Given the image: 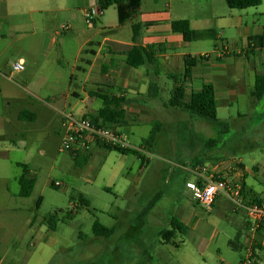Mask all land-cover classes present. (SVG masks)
<instances>
[{
	"label": "rangeland",
	"instance_id": "rangeland-1",
	"mask_svg": "<svg viewBox=\"0 0 264 264\" xmlns=\"http://www.w3.org/2000/svg\"><path fill=\"white\" fill-rule=\"evenodd\" d=\"M84 8L97 9L98 0H0V29L7 31L5 39L9 45L1 67L9 79L3 97L11 103L4 109L0 106V116L5 114L0 119L2 263L240 264L248 250L235 249L230 242L242 232L240 243L244 246L248 219L235 207V212H227L224 200L210 210L201 205L198 192L192 189L196 175L191 165L201 159L210 166L219 161L228 165L235 160L244 162L251 170L261 165L259 174L264 168V100L251 102L250 97L240 95L238 101L218 102V119L227 121V128L202 124L187 114H166L152 123L122 128L124 141L130 148L139 150L141 157L95 145L79 152L78 159L71 153L61 152L66 128L59 111L50 108L42 111L40 119L29 129H32L30 134L22 135L13 129L10 121L17 119L24 97L14 96L11 86H24L26 73L36 77L40 62L46 69L39 71V75H50L57 87H63L65 82L69 86L71 82L73 89L79 86L81 78H73V82L70 78L77 50L87 35L88 26L80 12ZM140 13L168 17L172 21L189 20L202 29L216 28L222 40L196 41L180 50L185 57H207L206 67L214 68V72L224 69L217 64L232 60H220L222 54H232L233 58L248 35L264 33V0L259 7L244 10L230 9L225 0H142ZM95 22L92 27L100 30L117 26V8L104 11ZM131 33L128 26L118 37L126 39ZM257 53L264 70V51ZM21 57L27 62V71L11 77L13 66ZM256 66L259 68L258 63ZM183 71L176 70L174 74L182 75ZM161 80V98L168 102L175 81L168 75H163ZM216 90L218 94L220 88ZM242 93H248V88ZM148 97L142 98L141 105H145ZM149 111L165 115L159 109ZM175 111L168 108L167 113ZM24 121L26 125L30 123V120ZM157 122L163 124V130L152 146L146 144L143 148L144 140L149 138ZM209 138L218 141L214 150L205 146L204 141ZM215 156L222 158L213 164L215 160L210 158ZM18 163L27 165L30 177L36 180L28 198L18 196V180L23 174ZM239 175L244 177L243 169ZM51 183L58 188H53ZM260 188L264 191V184ZM80 195L88 200L89 206L81 203ZM56 213L57 230L51 231L41 223ZM184 214L190 216V233L178 236L176 242H183L179 248L164 244L159 233L169 228L171 218L182 220ZM96 221L114 229L112 237H96L93 232ZM261 235L264 237V231ZM247 237L250 241V236Z\"/></svg>",
	"mask_w": 264,
	"mask_h": 264
},
{
	"label": "crops",
	"instance_id": "crops-1",
	"mask_svg": "<svg viewBox=\"0 0 264 264\" xmlns=\"http://www.w3.org/2000/svg\"><path fill=\"white\" fill-rule=\"evenodd\" d=\"M87 9L89 8L80 10V12L82 11L83 17L84 12ZM140 10L133 21H130L123 26H121L119 23L117 26H107L108 28L100 30L98 28L92 27L96 25V22H94L92 25H87L85 22V24L88 26V29L86 31L87 35L86 38L83 39V41L80 43L77 50L78 55L76 58V64L73 68V73L71 74L70 78L72 82L73 78H81L80 84L76 89L71 88V82L70 86L67 85V82H65V85L59 88L55 85L56 80H50V75H39V71H43L46 69V66H44L43 62H40V65H38L37 67L38 72L36 73V77H29L26 73L24 86H11V90L14 96L18 97V99L19 97H24V104L17 116V119L15 121H10V123H13V129H15L16 132H20L22 135L30 134V132H32V129H29L37 123V121L42 116V111L45 108L58 110L63 122L64 115L68 113H72L78 117L93 118L103 107L104 103L103 99L96 96L97 93L113 94L126 100V103L123 106L126 113V124L120 127L119 130L122 136V128L132 127L134 124L138 123L141 125L150 122L152 123L156 118H165L167 116L166 114L174 116L186 114L182 111L180 112L179 110H176L175 113H167L168 107H166L165 104L170 100L168 102H165L164 100H162V98L148 97L149 99L145 100V105H141V103L143 102L142 98L148 96L149 86L151 82L157 81L160 85V92H162L163 84L161 77H163V75H168L169 77V75L174 74L176 70L183 71L185 55L184 53H180V50L184 49L192 42H185L181 35L172 33V20H170L168 17H150L145 14H141ZM73 18L75 19V16H73ZM139 18L141 19V21L138 20ZM133 23H142L148 25L146 28H143L141 30L138 44L142 47H157V55L155 56L158 62L157 66H155L154 64H148L136 69L127 65V53L135 45L132 40ZM192 25L193 24H191V26ZM128 26L132 32L131 35L126 39H120L118 36H120L121 32ZM115 28H119V31L116 34L110 36L102 35L104 30ZM192 28L197 31H215L217 33V37L219 38L217 41L223 39L216 28L202 29L199 27H195L194 25L192 26ZM9 34H12V32L9 31ZM259 35L262 34L248 35L246 37V42L243 43L241 49L233 54V58H231L232 54H222L220 56V60H232H230L229 62L226 61V63L224 64H217V67L224 68L219 72L212 71L214 68L210 70V68L206 67L207 64H209L208 58L207 60H202L199 63L200 65H202L199 68L198 66L195 68L192 74V78L186 84L187 92L191 93L192 91H200L205 84H212L215 87L217 106L218 102H220L221 104L222 100H224L227 104L228 102L238 101L240 95H245L247 99H249L250 97L249 101L255 102V99H253L251 96V92L253 91L255 86L256 75L264 73V70L261 69L260 57L257 53V51L260 50L252 52V50L248 48V44L250 37ZM6 37L7 31H3V29H0V106H3V109L11 105V103L8 104L9 100H5L6 98L3 97L4 91L8 88V76L1 71V67L5 64V62L3 61V57L7 53L9 46L8 42L5 39ZM203 40L213 39L207 38ZM53 43H55V39H53L52 44ZM46 53L47 50H45V54ZM19 62H23L24 65L27 64L24 57H21L19 59ZM256 63L259 64V68L258 66H256ZM4 67L7 66L5 65ZM26 71L27 68H25L23 72ZM14 73L17 72H12L11 77L14 75ZM77 73H79L80 75H77ZM28 79L31 80L28 81ZM217 88H220L218 94L216 90ZM247 88L248 93H242L243 89ZM144 107L146 108V110H144ZM149 109L151 111L159 109L160 113H164L165 115L161 116V114H152ZM1 115L4 118L5 114ZM2 117L0 116V119H2ZM26 119L30 120V123L27 125V122L24 121ZM199 121L203 122L202 124L208 123L209 126H214L204 120ZM7 123H9V121H7ZM157 123L161 124L162 131L164 128L163 124L160 122ZM117 129L119 128L117 127ZM147 140L148 139L144 140L143 145L145 147L143 146V148H146ZM209 140L210 138L207 139V141H204L205 146L207 145ZM94 145L102 148L97 144H93L88 150H90ZM215 148L212 149L214 150ZM208 157L209 156L205 158L209 160ZM221 158L222 156H215L213 158H210V160L214 159L215 162L213 164H215L218 163ZM201 162L202 163L195 166V170H193V173L196 175V182L192 189L196 192H199V188H201L202 185V179L199 176L201 168L203 166H210L205 163L203 164L204 160L202 159ZM219 163L223 162L219 161ZM194 164L195 163L193 161L191 166L193 167ZM224 164H227V162ZM241 166L244 170V177H242L244 183V196L247 199H264V191L260 188V186L264 184V182L260 180V178L264 180V173L262 174V170L264 168H261V171L258 174L260 170L259 167H261V165H255L252 169L253 171L251 169H248L245 166L244 162L241 163ZM254 170H256V173L254 172ZM221 200H224L227 212H235L234 205L228 198L220 197L218 201H216V203L220 202ZM189 219V214H184L183 219H179L189 228L188 233H190L191 231L190 227L188 226ZM245 226V244L244 246L242 245V247H244L246 251L248 250L247 255L249 253V248H251L253 254L256 253L257 255L255 260L256 263L264 264V237L261 235V232H256V237L255 235L253 236L250 233L249 221L245 223ZM247 236H250V241ZM180 243L183 242L180 241ZM180 243L178 242L179 247ZM0 264H3L2 261L0 262Z\"/></svg>",
	"mask_w": 264,
	"mask_h": 264
},
{
	"label": "trees",
	"instance_id": "trees-1",
	"mask_svg": "<svg viewBox=\"0 0 264 264\" xmlns=\"http://www.w3.org/2000/svg\"><path fill=\"white\" fill-rule=\"evenodd\" d=\"M226 4L230 9L244 10L248 8L259 7L262 4L263 0H225ZM111 7H116L118 11L119 23L121 26L124 24L133 21L137 16V13L141 7V0H98V8L104 12ZM148 25L142 23H133V42L135 45L131 48L127 53L126 63L128 66L133 68H141L148 64H154L157 66L158 62L156 59L157 47L156 46H148L142 47L139 45V37L141 30L146 28ZM120 28V27H119ZM119 28L115 29H106L103 31V36H110L116 34L119 31ZM172 33L181 35L185 42H194L203 39H213L217 41L219 38L217 37V33L212 30L206 31H197L192 28L191 22L189 20H173L171 22ZM248 48L252 50V52L256 50L264 51V33L259 36H253L249 38ZM207 60V57H192L187 56L184 59V68L182 75L172 74L169 75L170 78L174 79V89L172 92V98L168 103L165 104L168 108H173L176 110H180L187 115H189L192 119L196 120H204L206 122L211 123L215 126V128H227L229 123L227 121H221L218 119V106L216 102L215 95V87L212 84H205L200 91H192L191 93L187 92L186 85L183 83H187L193 74L194 68L202 61ZM180 74V73H179ZM182 79L179 80V79ZM96 96L103 99V107L98 111L97 115L92 119V121L100 126L105 127H115L120 128L126 124V113L123 108L126 100L122 97H117L113 94H100L97 93ZM148 96L151 98H161L160 85L157 81L151 82L149 86ZM251 96L255 101L264 100V73H260L256 75L255 86L253 91L251 92ZM161 124L157 123L153 131L151 132L148 140L146 141L147 146H152L161 131ZM218 141L209 140L207 145L212 149L217 146ZM97 145L108 151H116L121 154H134L139 157L141 152L139 150L133 148H123L120 146H108L105 144L97 143ZM76 159L80 156L79 153H71ZM194 166L201 164V160H195ZM18 166L23 168V174L20 176L18 182L20 185V192L18 194L21 198H28L31 196L36 180L33 177H30V170L27 165H23L18 163ZM242 167V166H241ZM53 188H58V185L55 183H51ZM244 189V183H243ZM73 198V197H72ZM243 199L245 203H261L263 199L261 198H253L247 199L244 196L243 191ZM81 203L89 206L88 200H86L82 195H80ZM42 199L39 200L38 206L41 205ZM59 218L56 214H52L42 221V225L48 227L51 231H56L58 226ZM264 230V221L260 228L258 229V233ZM189 228L183 224L178 218L173 217L170 221L169 228L162 230L159 233L161 237V241L167 245H173L176 248H179V244L176 242V239L179 235L186 236L188 234ZM94 235L98 238H106L109 239L114 234L115 230L109 227L104 226L99 221H96L93 225ZM243 236V233L240 232L236 239L231 241L230 244L235 249L241 250L243 247L240 243V240ZM258 248V247H257ZM256 249V248H255ZM254 257H257L256 253ZM1 261V256H0ZM243 261L241 262V264ZM254 264H257L256 261Z\"/></svg>",
	"mask_w": 264,
	"mask_h": 264
},
{
	"label": "built area",
	"instance_id": "built-area-1",
	"mask_svg": "<svg viewBox=\"0 0 264 264\" xmlns=\"http://www.w3.org/2000/svg\"><path fill=\"white\" fill-rule=\"evenodd\" d=\"M99 8L87 9L84 12L85 22L92 25L98 16L102 15ZM13 70L21 73L25 70L23 62H17ZM66 133L62 140L61 152L79 153L88 150L91 145L101 143L108 146L130 148L124 141L119 129L109 126H100L89 117H76L72 113L64 115ZM240 161L233 160L230 164L218 163L212 166H203L200 172L202 179L198 192V202L210 210L221 196L228 198L237 210L245 213L250 222V233L254 236L264 221V200L261 203H245L243 199V179ZM254 254L249 253L242 264H254Z\"/></svg>",
	"mask_w": 264,
	"mask_h": 264
}]
</instances>
